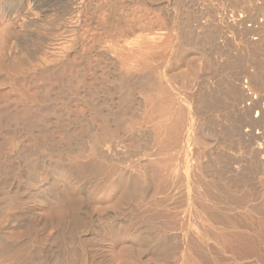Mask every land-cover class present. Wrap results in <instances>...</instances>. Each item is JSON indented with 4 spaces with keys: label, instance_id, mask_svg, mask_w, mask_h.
I'll return each instance as SVG.
<instances>
[{
    "label": "rangeland",
    "instance_id": "1",
    "mask_svg": "<svg viewBox=\"0 0 264 264\" xmlns=\"http://www.w3.org/2000/svg\"><path fill=\"white\" fill-rule=\"evenodd\" d=\"M0 1L9 11L6 15L0 11V227H11L4 242L9 246L17 243L24 245L32 254L34 264H71L72 260L82 264L84 258L88 257L91 264H162L163 259L158 261L152 256L140 239V231L146 225L153 228L155 233L163 231L161 221L144 219L140 211L156 197L164 175V168L161 169L163 166L160 168L157 163L146 158L138 160L137 166L143 171L149 188L143 198H139L132 189L129 203L125 205L121 201L122 189L116 182L123 171L128 172V167L116 165L101 181L91 177L69 184L63 174L55 176V180L51 181L50 166L55 164L59 170H63V167L69 165L66 164L68 161H73V156L50 153L38 143L55 142L64 146L69 142L66 133L73 132L77 138L73 142L87 147L91 137L102 138L105 135V124L112 123L111 126L115 127L113 123L117 121L120 122L115 125H123L122 128L126 126L124 129L138 127L140 135L144 134L142 132H145V136L147 132L151 134L152 128L161 121L155 113V107L167 103L164 100L160 104L164 86L167 91L170 83H173L178 91H187L189 85L195 82V77L197 81L206 76L207 71L206 62H203L206 61L205 53L199 51L202 49L200 47L198 50L180 42V45L174 47L173 59L165 56L167 51H163L161 46L169 36V31L174 30L181 21L188 20L184 22L187 25L205 15L228 17L240 9L244 11L245 7L249 9L250 1L252 4L259 1L260 4L262 0H245L249 1L247 4L244 0H235L238 5L245 4L244 9L243 5L240 4V8L234 0ZM252 4L251 8L258 6L254 4L252 7ZM10 13L14 16L10 17ZM192 17L195 19L190 20ZM21 19L25 25H20ZM151 34L154 39L159 37L160 41L157 43L151 40L152 44L149 45L151 42L148 44V41L153 39L149 37ZM221 34L230 41L226 33ZM160 36L165 39L161 40ZM142 41L146 42L143 44L147 47L140 46ZM153 43L156 47L160 43V46L153 50ZM22 48L25 51L24 62H19V59L14 61L11 57L12 60L7 58L6 63V57L19 58L17 51ZM205 50L213 53L209 47ZM144 57L148 60H142ZM143 63L148 69L143 70ZM213 63L218 65L216 60ZM200 67L204 74L200 72ZM121 78L128 83L127 87L122 86ZM137 79L148 86L139 84ZM134 80L136 83L133 85L131 83ZM158 86H162V90ZM152 88L155 89L154 93L151 92ZM156 91L158 94H155ZM168 91L163 94L164 99H167ZM126 101L132 102V105L129 106ZM150 107L154 108L153 111ZM152 117L154 122L157 121L156 124L151 121ZM5 120L17 131H22L26 126L58 131L53 136L37 141L22 136L12 138L8 135L10 126L2 125ZM119 154L121 156L122 152ZM36 164L49 169L40 174L42 169H37ZM32 167H36L35 172L38 170V179L25 185L23 170ZM83 183L84 188L81 187ZM232 190L237 192L238 197L248 193L246 197L250 198L251 207L261 202L259 205L264 208V188L256 195L245 190ZM232 190H229L230 195L234 193ZM71 194L78 195L82 201L81 208L76 212L67 208ZM64 200L67 207L64 206ZM175 205L182 208L188 205L186 208L189 212L196 208L184 197L176 198L169 207ZM107 214L115 215V221L106 223L103 217ZM136 217L139 218L138 222ZM51 221L52 224L42 230L43 225ZM107 225L115 236L102 233L99 237L97 231L104 230ZM127 225H131L134 230L118 235L120 229ZM156 225L157 229L154 227ZM55 226L63 232L59 239H54L57 236ZM94 232L98 233L96 237L92 235ZM234 237L230 238L229 244L228 240L223 242L220 239L208 243L211 264H246L250 261L264 264V255L257 253L250 243L244 247L240 238ZM80 238L87 241L81 243Z\"/></svg>",
    "mask_w": 264,
    "mask_h": 264
},
{
    "label": "bare ground",
    "instance_id": "2",
    "mask_svg": "<svg viewBox=\"0 0 264 264\" xmlns=\"http://www.w3.org/2000/svg\"><path fill=\"white\" fill-rule=\"evenodd\" d=\"M262 1L260 4H258L259 1H257L258 3L252 1L253 4L250 1L247 10L246 7L244 9V5L249 1L242 2L245 3L244 5L239 2L243 5L244 11L238 10L237 7L238 11L232 15L229 14L228 17L218 18L217 16L215 18L209 15L200 16V19L198 16L196 19L192 17L190 20L195 19L194 23L189 20L192 25L190 23L185 25L184 22L187 23L188 20L184 22L181 21L182 19L179 20L181 22L176 20L179 25L173 26L174 30L169 29L171 33L169 31V36L161 46L163 51H167L165 56H168V59H173L174 47L176 44L180 45V42L198 50L200 47L202 49L199 51L205 53V58H203L206 61L203 62H206V76H202L197 81L195 77V82L191 86L189 85V90L186 88L187 91L184 92L182 89L178 91L176 86L170 83L167 99H164L165 95L163 96L167 92L166 86L163 90L162 86H160L161 89L159 86L157 87L164 92L161 94L162 96L160 95L162 98L160 104H163L164 100L167 103L155 107V113L158 114L162 122L158 120L160 125H155L157 121L154 122L155 119L151 118V121L155 123H152L153 127L155 125L152 128L153 131L150 128L151 134L147 132V136H145V132L142 130L141 132L144 134L140 135L138 127L131 126L132 128L124 129L126 126L122 128V124H119L122 125L120 129L118 125H115L120 121L116 120L117 122L113 123L115 127L111 126L112 123L111 125L105 124V135L102 138L91 137L87 147L73 142L77 139L73 132L66 133L69 142L64 146L55 142L38 143L39 146L46 147L50 153L73 156L71 163L66 161V164L69 163L71 166L64 165L67 167L62 168L60 166L63 163L59 166L63 170H59L55 164L50 166L51 181H54L55 176L59 174H63L62 176L69 184L91 177L101 181L109 170L115 169L116 165L128 167L126 170L128 172L123 171L116 182V185L122 189L121 201L125 205L129 203L132 189L139 198H143L149 188L143 171L137 166L138 160L146 158L150 162L157 163L160 168L163 166L161 169L164 168V175L160 180L156 197L146 203V208H142L140 211L144 219L147 218L152 222L161 221L163 231L155 233L153 228L146 225L143 227V231H140L142 232L141 236L139 235L145 247L153 254L152 256L158 261L163 259L164 263L162 262V264L165 262L167 264L174 262L176 264H211L208 243L210 241L215 243L217 239H220L223 242L228 240L229 244L230 238L234 236L240 238L244 247L250 243L257 253H260L261 256L264 255V208L259 205L261 202L256 204L258 203L256 200L254 208L251 207L250 198H247L248 193L244 192L245 195L242 194L238 197L237 192L232 190L236 189L240 192L245 190L256 195L264 188V181L262 182L261 179L262 175L264 177V4ZM0 4V11L5 15L9 14V11L2 6V1ZM235 4L237 3L235 2ZM251 4L252 7L254 4H258V6L255 5V8H251ZM9 16L13 17L14 14L10 13ZM187 18L189 19V17ZM25 24V21L21 19L20 25ZM222 32L229 36L230 41L221 34ZM152 36V34L149 35V37ZM154 38L148 39V44L151 40L153 42L156 40L157 43L160 41L159 37ZM143 41L140 46L146 43ZM151 44L152 42L149 45ZM153 44L155 46L152 47L153 50L160 46V43L157 44V47L155 43ZM144 47L147 46L144 45ZM206 47H209L213 53L208 52V49L206 52ZM17 53L20 55L19 58L6 57V63L12 58L14 61L19 59V62H24L26 59L24 49L18 50ZM144 59L146 58L144 57L142 60ZM215 60L218 61V65L213 63ZM178 61L175 62L176 65ZM147 62L149 63V61ZM144 63L146 64V62ZM144 63L141 64L143 70L148 69ZM202 69L200 72H203ZM200 75L202 74L200 73ZM121 80L123 82L122 78ZM133 83L135 84L136 80L131 84ZM123 84V87H127L128 83ZM139 84H141L140 81ZM184 86L183 88H185ZM159 97L157 96V98ZM130 101H132L131 98ZM130 101L125 103L131 106L132 102ZM150 108L153 111L154 108ZM148 117L149 115L146 118ZM109 118L107 117V119ZM105 121L108 123V120L105 119ZM6 124V120L2 122L3 127L10 126V124ZM9 129V137L22 136L33 141L53 136L58 131L34 126H26L22 131H17L11 126ZM120 152H122L121 156ZM38 167L37 165V169ZM33 168H24L23 170L25 185L36 182L38 179V173L36 174L38 170L35 172L36 167ZM39 168L42 169L40 174L49 169H44L42 166ZM84 184L81 185L82 188L85 187ZM229 190L234 192L232 195H236H230L231 191L229 192ZM70 196L67 200L68 207L65 200L64 206L66 205L65 207H70L76 212L81 208V198L76 194ZM178 197H184L188 202L191 201L196 208L191 212L186 208L188 205L185 208L176 205V207L170 206V208L169 204ZM129 209L131 210V208ZM115 218V215L107 214L103 220L109 223L110 220L115 221ZM136 218L135 220L138 222L139 218ZM52 222L44 224L42 230ZM154 227L157 229L158 226ZM10 228L9 225L0 227V264H34L32 254L24 245L17 243L9 246L4 242L7 235L10 234ZM55 229L57 236L54 239H59L58 237L63 235V232L58 226H55ZM110 229L107 225L104 230L97 231L99 237L102 233H104L103 235H112L113 232ZM135 229L138 230V228ZM132 230L134 229L131 225L124 226L118 235L132 232ZM97 232L92 235L96 237ZM113 236L115 235L113 234ZM85 241L87 240L80 238L81 243ZM114 242L116 241L114 240ZM216 245L220 246L218 243ZM103 260L104 263L107 262L105 258ZM89 262H91L89 257L84 258L82 264H91ZM71 264L76 263L72 260ZM246 264L255 263L250 261Z\"/></svg>",
    "mask_w": 264,
    "mask_h": 264
}]
</instances>
